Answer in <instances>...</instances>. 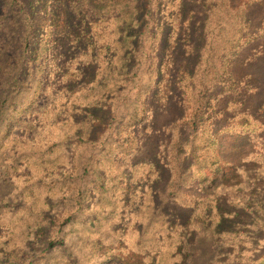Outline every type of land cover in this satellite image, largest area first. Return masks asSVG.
Returning a JSON list of instances; mask_svg holds the SVG:
<instances>
[{
    "label": "trees",
    "instance_id": "16d2710c",
    "mask_svg": "<svg viewBox=\"0 0 264 264\" xmlns=\"http://www.w3.org/2000/svg\"><path fill=\"white\" fill-rule=\"evenodd\" d=\"M3 1L0 264H219L217 240L226 231L237 233L223 227L239 211L223 212V194L210 192L216 179L231 169L219 151L220 139L241 135L260 140L264 119L237 112L216 126L243 102L242 90L252 89L247 77L234 76L232 62L245 44L264 37V18L256 30L242 35L240 28L252 27L254 21L230 0H166L168 6L159 10L152 8L154 0H144L142 6L124 0L127 9L114 13L106 25L103 11L93 15L78 0H62L71 11L62 28L68 30L63 33L67 42L57 38L49 64L51 32L48 36L37 26L34 4ZM120 1L94 3L103 10ZM198 14L204 17L196 21ZM193 22L203 23L204 30L193 29ZM194 36L200 44L192 41ZM148 39L158 49V59L145 64L142 49ZM96 59L106 63L104 69ZM55 76L58 86L51 88ZM147 80L156 87L155 96L164 83L167 99L175 84L186 85L181 104L187 115L185 122L167 128V154L145 163L148 176L138 183L117 166L111 171L109 156L100 155L115 134V124L121 121L122 127L129 118L136 119L137 105L147 103L139 90L119 117L112 96L122 100ZM224 97L229 100L221 106ZM126 127L121 130L125 144L132 146L134 132ZM76 142L91 149L81 146L70 157ZM256 154L249 158L264 157ZM81 167L87 168L78 176L74 170ZM87 171L93 175L89 190L83 188L90 178ZM65 181L71 189L63 194ZM247 197L252 199L251 193ZM173 202L189 207L183 220L168 218L164 206ZM107 227L114 229L105 236ZM220 255L241 263L235 254ZM254 262L264 264V253Z\"/></svg>",
    "mask_w": 264,
    "mask_h": 264
},
{
    "label": "rangeland",
    "instance_id": "374dc122",
    "mask_svg": "<svg viewBox=\"0 0 264 264\" xmlns=\"http://www.w3.org/2000/svg\"><path fill=\"white\" fill-rule=\"evenodd\" d=\"M78 1H80L84 7L88 8L90 13L93 15L99 11H103V16L107 19L106 25L111 24V16L114 13L127 9V7H125L124 0H121L116 5L112 4L110 8L105 6L103 10H99V8L96 7L94 2H97V0ZM129 1V6L137 4L142 6L144 4V0ZM230 1L232 6H237L238 9L242 6L240 11L246 14L245 18L247 20L254 21V26L252 27L248 24L242 26L241 28L239 27L242 35L250 31L253 32V30H256L257 26L259 27L261 25L260 21L264 18V0H252L249 4L246 3L248 0ZM24 2L28 6L31 3L34 4L37 26H42V28L47 31L48 36L51 32L52 40L49 43L51 44L49 48L50 56L46 61L51 64V52H53L51 47L58 43L57 38L61 39L64 44L67 42L63 33L65 35L68 30L63 29L64 26L67 25L65 24V21L67 16L69 17L71 15V11L69 10L67 12L64 9L65 7H63L62 0H24ZM165 4L168 6V2L166 0H154L152 8L159 10L162 9ZM3 8L4 1L0 0V15ZM203 17L204 14H198L196 21L198 19H203ZM195 22L192 23L191 27H193V29L198 27L201 30L203 23H200L199 27L195 24ZM236 36H238V34ZM197 40L198 39H196L195 36L192 38L193 42L200 44L201 40ZM148 41L149 42L145 44L142 49L145 57L143 63L145 64L152 63L158 59V49L151 44L149 39ZM83 60H86V58L84 57ZM94 63L103 69L106 66V63L102 60L98 61V59H96L94 60ZM202 66L204 67L203 64ZM231 69L234 76L237 78L243 79L244 77H247L252 89L242 90L241 99H243V102L235 109L234 112L227 111L226 114L218 120L216 127L226 124L228 118L237 112H247V114L249 113L253 117L263 121L264 37L254 39L245 44L233 60ZM101 72L102 71L99 72L100 75ZM127 80L124 81L125 84L127 83ZM58 82V77H53L51 79L50 87L52 88L58 86ZM110 82L111 81L109 79V87L112 86V83ZM163 85L164 83L161 85L162 91H160L157 96L154 95L156 87L149 80H147L145 84H143V82H139L135 87L130 89L128 95H126V97L122 100H120V97L118 98V95L112 96L114 100H116L114 102L116 103L115 106L120 111L119 117H123L122 112L126 111V104H132V102L137 98V92L139 90H143V96H147V103L145 105L143 103L137 105L139 112L138 117H136V119L129 118V121H126L123 125L127 126V130L134 132L130 133L128 131L133 135L132 146L129 145L131 144L130 141H127L125 144L126 133H122L121 130L123 126L120 127L121 121H119L115 124V134L106 142L107 150L102 152L100 155L101 157L103 155L104 158L109 156L110 160L108 163L111 166V171H114L113 167L117 166L125 173L132 174L138 183H142L148 176V173H146V170L144 169L145 163L150 162L156 157L161 159V156L163 155L162 153L167 154L168 147L165 140L167 142L170 139V132L167 128L178 123V121H186V109L183 108L181 102L184 101L183 98H186L183 91L188 90L187 86L180 83L175 84L173 92L170 93V98L167 99L164 97L165 87ZM124 88L129 89L126 86H124ZM123 96H125L124 93L121 94V97ZM228 100L229 97H224L221 102V106H224ZM181 131L185 132V128L183 129L182 127ZM20 132H22V130H20ZM123 136L124 140L120 142ZM260 138V140H254L251 136L227 135L220 139L219 151L221 152L223 159L229 163L231 169L227 170V174L225 176L216 179L214 187L210 189V192L223 194L220 197L223 199V202H221L223 204V212H232L235 210L239 211L238 215L230 217V220H227L229 224H226L223 227L225 229L230 228L229 231L236 230L235 232L237 233L234 234V232L226 231L219 237L220 241L219 239L217 240L218 246L215 248V251L218 254L216 256V260H221L219 264H233L234 262L231 260L236 258L229 255H220V252H226L228 254H235L239 256V262L241 263L237 264H256L254 260L258 258L260 254L264 253V157L258 161H253L249 158L252 155L254 156L256 153V156L260 154V152L264 153V130L262 131ZM81 146L91 149L87 143L80 144L76 142L69 148L68 155L72 157L73 155L79 153L81 151ZM89 152L91 151L89 150ZM110 154H112V156ZM71 164L72 161H70V165ZM86 168L87 167H81L78 171L74 170V172L76 175L80 176L84 171H86ZM87 175H89L90 178L86 184L83 185L78 179H76V181H78L81 186L83 185V188H87L89 190L93 185V175L88 171ZM138 178H140L141 182ZM86 179H88V177H86ZM50 181H53V179ZM65 182L66 189L63 191V194L66 190L68 191L71 189L68 185V181ZM78 182L75 183V187L73 188H76ZM250 193L252 199L248 201L249 197L247 196ZM237 196L238 198H236ZM238 201L241 202L239 206L236 205V203L238 204ZM64 204L65 201L61 198L59 206L63 207ZM188 208L189 207H181L180 205L175 204V202L167 205L165 204L164 206V209L168 214V218L173 219L176 217L179 218V220H183L185 218ZM256 209L258 210L256 211ZM138 217L139 215L133 218L136 220ZM113 229V227L105 228L103 230L104 235H108ZM104 264L126 263L114 260Z\"/></svg>",
    "mask_w": 264,
    "mask_h": 264
}]
</instances>
